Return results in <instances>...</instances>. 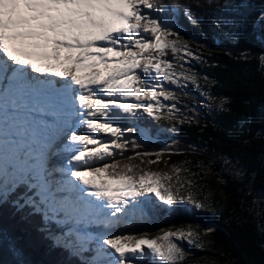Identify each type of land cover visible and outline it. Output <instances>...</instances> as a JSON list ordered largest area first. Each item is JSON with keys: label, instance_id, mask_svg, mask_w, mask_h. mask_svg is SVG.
Returning <instances> with one entry per match:
<instances>
[{"label": "snow or ice", "instance_id": "6c2138e0", "mask_svg": "<svg viewBox=\"0 0 264 264\" xmlns=\"http://www.w3.org/2000/svg\"><path fill=\"white\" fill-rule=\"evenodd\" d=\"M145 10L163 9L158 0H0V206L11 193L18 210L43 207L62 217L58 223L75 225L68 234L79 251L95 253L90 264H180V244L198 239L191 228L156 236L80 228L132 223L152 196L169 209L184 200L168 173L115 159L131 150L128 160H160L164 149L146 150L145 134L121 122L141 111L161 119L164 109L174 118L176 105L161 102L177 99L164 82H196L166 58L169 51L191 56L187 43ZM24 188L38 200H17Z\"/></svg>", "mask_w": 264, "mask_h": 264}, {"label": "trees", "instance_id": "16d2710c", "mask_svg": "<svg viewBox=\"0 0 264 264\" xmlns=\"http://www.w3.org/2000/svg\"><path fill=\"white\" fill-rule=\"evenodd\" d=\"M162 4L177 9L183 43L192 51L182 52L184 61L196 76L195 83L183 82L193 97L178 94L175 101L188 106L191 97L197 110L191 118L171 119L166 112L161 119L142 112L137 122L143 126L159 134L171 131L163 133L162 142L143 147L164 149L162 160L188 165L197 175L209 167L223 194L205 201L203 214L214 224L210 245L234 264H264V0H158V7ZM166 58L175 64L178 55L169 51ZM10 195L0 206V264H90L95 253L87 246L71 250L66 244L76 242L75 235L57 216L46 215L43 207L18 210ZM29 195L38 200L27 188L16 199Z\"/></svg>", "mask_w": 264, "mask_h": 264}, {"label": "rangeland", "instance_id": "374dc122", "mask_svg": "<svg viewBox=\"0 0 264 264\" xmlns=\"http://www.w3.org/2000/svg\"><path fill=\"white\" fill-rule=\"evenodd\" d=\"M158 8L163 9L162 11L156 10H145L148 12L152 18L158 19V21H168V26L171 27L174 31H178V35L183 43L181 37V29L175 27L173 24V20L176 18L177 9L174 6H171L170 9L166 4L160 5ZM176 23V20H175ZM172 24V26H171ZM175 38V37H173ZM182 57V58H181ZM185 58L183 53L178 54V60L176 64V71H185L188 72L186 68ZM182 65V66H181ZM164 87L167 90L172 91L175 96L178 94L189 95L191 92L185 89L184 84L182 82V87H177L175 85H168L167 82H164ZM190 96V95H189ZM193 97V94L191 93ZM177 98V97H176ZM161 102L164 104H175L176 108L174 110V115H182L186 114L188 118L194 114L196 110V106L194 101L190 97V104L186 106V102L180 103L179 101H164L161 98ZM166 112V109L162 110ZM190 111V112H187ZM142 114V111H141ZM140 114V115H141ZM139 115V116H140ZM139 116L132 121H122L123 127H138L142 133L145 134L144 145H147L150 142H162L163 133H169V129L166 131L160 132L161 135H156L155 129L150 130L147 126H143L142 124L138 125L134 124L138 121ZM171 130V129H170ZM158 133V131H157ZM137 133L130 134V136H135ZM150 136V137H147ZM151 147L156 148V144H151ZM133 156L131 150L126 151L123 154H118L115 156V159L119 160L122 158H129ZM149 157H134L131 159V163L135 165H139L141 168L159 172V173H168L171 177L172 191L177 196L184 197L183 201H177V205L175 208L169 209L167 206L160 205V209L156 210L154 208L155 203H157L156 198L152 196L151 200L145 201L139 209L137 218L134 222L121 225L117 228L112 229H101L92 231V235L104 234L105 232H111L114 234H123V233H132V234H147L149 236L158 235L161 229H170L174 230L176 228L193 229L198 234V239H196L193 243L182 242L180 246L182 247L185 258L180 264H234L233 260L228 257L226 254L222 253V251L213 248L210 245L209 240V232L214 226L213 222L207 219L203 212L205 208L197 209L193 206L191 200L188 199V196L191 195L192 199L200 201L203 205L206 204L205 201L210 200L214 197H223L222 190L218 184L217 177H215L213 171L209 167H203L200 174L197 175L195 169H191L188 165H174L170 160H158L155 163H149ZM179 167V179H177V173L174 168ZM190 182V183H189ZM183 183L184 187L180 189L179 192L176 191L177 187ZM203 188H206V191H202ZM192 193V194H191ZM158 206V204H157ZM208 213H212L211 210H206ZM62 217L57 216V221L61 220ZM89 232L88 230H86ZM90 233V232H89ZM57 239L60 241L61 238ZM76 239V238H75ZM72 243H67L66 245H71ZM193 245V247H192ZM79 249V248H78ZM76 247L71 248V250L79 253Z\"/></svg>", "mask_w": 264, "mask_h": 264}, {"label": "bare ground", "instance_id": "6f19581e", "mask_svg": "<svg viewBox=\"0 0 264 264\" xmlns=\"http://www.w3.org/2000/svg\"><path fill=\"white\" fill-rule=\"evenodd\" d=\"M63 159H64V158H62V159L57 158V163H58V164L61 163V162L63 161ZM56 222H57V221H56ZM82 229L88 230L90 233H92V231H94V230H96V229L101 230V229H103V228H98V227L95 226V225H87V224H85V225H81V231H82Z\"/></svg>", "mask_w": 264, "mask_h": 264}]
</instances>
